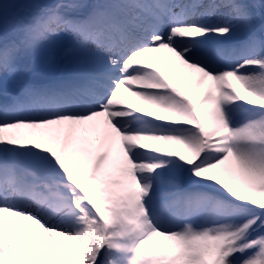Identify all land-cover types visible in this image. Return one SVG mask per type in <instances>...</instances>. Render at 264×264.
<instances>
[{
	"label": "snow or ice",
	"instance_id": "snow-or-ice-1",
	"mask_svg": "<svg viewBox=\"0 0 264 264\" xmlns=\"http://www.w3.org/2000/svg\"><path fill=\"white\" fill-rule=\"evenodd\" d=\"M0 12V264H264V0Z\"/></svg>",
	"mask_w": 264,
	"mask_h": 264
},
{
	"label": "rangeland",
	"instance_id": "rangeland-1",
	"mask_svg": "<svg viewBox=\"0 0 264 264\" xmlns=\"http://www.w3.org/2000/svg\"><path fill=\"white\" fill-rule=\"evenodd\" d=\"M33 0H0V4L4 5L6 11H7V16L9 20H11L15 15H17L20 11V7L24 6L26 4L32 3ZM3 13L0 12V20H2ZM230 42L225 41L224 45L228 46ZM64 72L63 69H60V71H56L54 69L48 68L44 63H38L34 70L29 74L30 78L37 82H46L50 79L57 78L60 75H62ZM206 86V85H205ZM3 87H6L7 90L10 92L12 91V86L11 83L8 82L6 85H3ZM203 89H201L202 91ZM129 98L134 102L138 103L133 100L132 96L130 94Z\"/></svg>",
	"mask_w": 264,
	"mask_h": 264
},
{
	"label": "bare ground",
	"instance_id": "bare-ground-1",
	"mask_svg": "<svg viewBox=\"0 0 264 264\" xmlns=\"http://www.w3.org/2000/svg\"><path fill=\"white\" fill-rule=\"evenodd\" d=\"M132 98H133L134 101L138 102V101H137V98H135V97H132Z\"/></svg>",
	"mask_w": 264,
	"mask_h": 264
}]
</instances>
